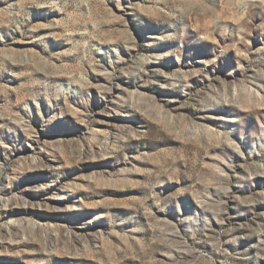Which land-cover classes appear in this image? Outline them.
<instances>
[{"label":"rangeland","instance_id":"rangeland-1","mask_svg":"<svg viewBox=\"0 0 264 264\" xmlns=\"http://www.w3.org/2000/svg\"><path fill=\"white\" fill-rule=\"evenodd\" d=\"M0 264H264V0H0Z\"/></svg>","mask_w":264,"mask_h":264},{"label":"bare ground","instance_id":"bare-ground-1","mask_svg":"<svg viewBox=\"0 0 264 264\" xmlns=\"http://www.w3.org/2000/svg\"><path fill=\"white\" fill-rule=\"evenodd\" d=\"M37 164H38V162H37Z\"/></svg>","mask_w":264,"mask_h":264}]
</instances>
